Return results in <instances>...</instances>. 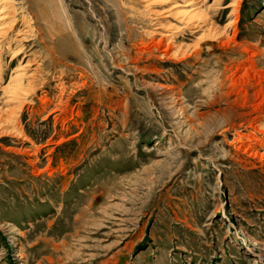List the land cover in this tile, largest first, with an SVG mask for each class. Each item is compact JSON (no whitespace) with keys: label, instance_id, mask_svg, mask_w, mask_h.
<instances>
[{"label":"rangeland","instance_id":"obj_1","mask_svg":"<svg viewBox=\"0 0 264 264\" xmlns=\"http://www.w3.org/2000/svg\"><path fill=\"white\" fill-rule=\"evenodd\" d=\"M51 2L0 92V264H264V0Z\"/></svg>","mask_w":264,"mask_h":264},{"label":"bare ground","instance_id":"obj_2","mask_svg":"<svg viewBox=\"0 0 264 264\" xmlns=\"http://www.w3.org/2000/svg\"><path fill=\"white\" fill-rule=\"evenodd\" d=\"M20 1H22L20 5L26 6L27 11L23 9H19V10L16 9L18 5H14L9 0H0V92H4V94L7 95L9 94L11 98L15 97L17 93L20 91L18 86L21 85V83L19 82L21 78L24 76L22 74V70H24L26 67L25 65L21 67L20 63L21 61H23V59H25V57H22L20 49L24 46L23 43H28L27 38L30 36L31 37L36 36L34 41L38 40V44H40V39L41 37H43L44 34H51L50 31H46L43 32V34H41L40 27L42 26L49 30H52L53 36H55L59 41L63 37L62 35H66V33L62 31L58 23L57 20L58 15H56L57 18L54 16V14L57 13L55 12L56 4L54 6L51 0H20ZM179 1L188 8H192L197 5V2H195L196 0H179ZM235 6L236 4L234 3L233 7L236 8ZM193 11L194 9L193 10L190 9V12ZM233 12H235V9L233 10ZM18 18L20 19V21L18 20ZM234 21H230V25L235 24ZM20 24L23 27V29H19ZM65 27L67 26L65 25ZM67 31H69L68 28ZM219 37L220 36H217V38ZM65 38L67 40L66 36L64 37V39ZM160 44L161 41H158L157 46H159ZM166 47H168V45H166ZM7 53H9L10 55L8 66L14 64L16 65L17 68H14L13 73L10 79H8L9 81L7 82V84L4 87H1V83L4 79L5 71H6L4 70V67L1 65V63L4 56ZM6 120L0 117V128L4 129L0 133L3 136L11 135V133L9 131H6L4 127L9 128L10 123L12 121L10 119L9 121ZM259 130L264 132L263 128Z\"/></svg>","mask_w":264,"mask_h":264}]
</instances>
